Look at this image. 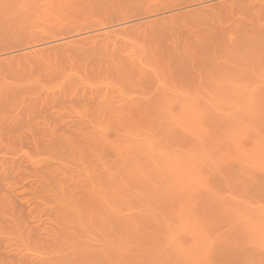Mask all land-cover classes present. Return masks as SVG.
<instances>
[{
    "label": "rangeland",
    "instance_id": "374dc122",
    "mask_svg": "<svg viewBox=\"0 0 264 264\" xmlns=\"http://www.w3.org/2000/svg\"><path fill=\"white\" fill-rule=\"evenodd\" d=\"M263 119L264 0L1 9L0 264H264Z\"/></svg>",
    "mask_w": 264,
    "mask_h": 264
},
{
    "label": "bare ground",
    "instance_id": "6f19581e",
    "mask_svg": "<svg viewBox=\"0 0 264 264\" xmlns=\"http://www.w3.org/2000/svg\"><path fill=\"white\" fill-rule=\"evenodd\" d=\"M20 0H0V10L3 9V8H9L11 6H14V4L18 3ZM25 2L24 4H26V2L28 1H22V3ZM18 5V4H17ZM20 5V4H19ZM22 5V4H21ZM28 5V4H27ZM23 6V5H22ZM22 6H19L20 8ZM25 6V5H24ZM18 8V7H17ZM23 28V27H22ZM24 29V28H23ZM21 30V28H20ZM26 30V29H25ZM23 30V31H25ZM18 32V31H17ZM8 33V31H7ZM10 33V32H9ZM25 33V32H24ZM95 37H91V39H94ZM122 42V41H121ZM93 46H92V50L93 51H96L98 52V50H100V44L98 42H96L94 40V42H92ZM172 46V45H170ZM170 48L167 47L166 50H169ZM101 53V52H100ZM125 53V52H124ZM130 56H126V55H123V57H115L114 55L112 56H106V55H100L98 53V62L97 64H95L93 67L94 68H91L90 72H89V69L86 68L84 70V74L80 75L82 78H85L87 77L89 74H92L91 72H94L96 69L97 70H103L104 72H107L110 70H114L115 72L116 71H121L119 69H123V68H129V67H132L133 65H135V61L136 59L134 58H129ZM14 60V59H13ZM15 61V60H14ZM58 64V63H57ZM42 68V67H41ZM44 69V68H43ZM42 69V70H43ZM112 73L110 72H107V75L110 76ZM112 75H115L114 73ZM135 77V76H134ZM140 82V81H139ZM44 86V85H43ZM160 90V89H159ZM3 96L5 97H9L10 95H14L16 94L15 92H12V91H4L3 93ZM129 97V96H127ZM89 108V107H87ZM158 108V106H157ZM226 109V107H224ZM149 109V108H148ZM151 109V108H150ZM160 109V108H159ZM81 110V109H80ZM85 110V109H84ZM136 111H132V113H135ZM161 112V111H160ZM77 113V112H76ZM81 114V113H80ZM79 115V113H78ZM117 118V117H116ZM97 127V126H96ZM87 137V136H86ZM88 138V137H87ZM251 139V143L255 146L256 148V151L257 152H260L258 155L254 156L252 158L253 161H255V164H257V161H261V165L264 166V119H263V122L262 124L257 127V128H249L247 130V139ZM91 141V140H90ZM100 141V140H99ZM234 147V146H233ZM263 158V159H259V158ZM187 171V170H186ZM73 176V175H72ZM186 177V176H185ZM177 194V193H176ZM181 198V197H180ZM63 207V206H62ZM193 211V209H192ZM193 213V212H192Z\"/></svg>",
    "mask_w": 264,
    "mask_h": 264
}]
</instances>
